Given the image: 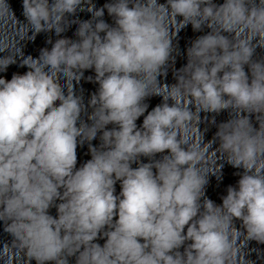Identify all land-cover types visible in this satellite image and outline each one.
I'll return each mask as SVG.
<instances>
[{"label":"clouds","instance_id":"1","mask_svg":"<svg viewBox=\"0 0 264 264\" xmlns=\"http://www.w3.org/2000/svg\"><path fill=\"white\" fill-rule=\"evenodd\" d=\"M84 4L92 19L70 21ZM22 8L26 24L0 0V52L8 53L0 71L17 58L29 69L0 78V221L13 238L0 246V261L254 264L244 249L264 244V60H253L264 48V0H111L101 8L92 0H23ZM72 23L78 40L49 39L50 50L24 56L21 40L60 36ZM189 24L211 31L187 48L177 83L161 84L175 60L173 39ZM89 69L99 88L86 106L75 84ZM154 95L163 102L144 116ZM224 110L233 118L205 142L200 114ZM85 142L91 159L76 169ZM218 160L243 169L221 205L205 195L209 175L221 178Z\"/></svg>","mask_w":264,"mask_h":264}]
</instances>
